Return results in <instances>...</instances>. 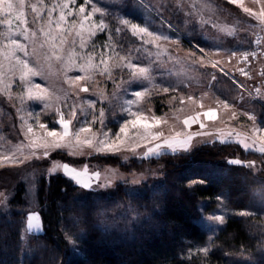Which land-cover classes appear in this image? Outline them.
I'll return each mask as SVG.
<instances>
[{"label":"rangeland","instance_id":"374dc122","mask_svg":"<svg viewBox=\"0 0 264 264\" xmlns=\"http://www.w3.org/2000/svg\"><path fill=\"white\" fill-rule=\"evenodd\" d=\"M231 1L24 0L21 9L13 0L11 24L0 16V215L12 196L8 187L24 183V235L31 239L43 232L42 177L62 174L83 195L118 184L143 192L162 177L141 163L204 144L241 147L245 165L264 168V59L254 65V85L241 78L259 100L233 80L240 77L242 53L264 28L239 0ZM132 24L145 31L133 34ZM138 117L141 123L132 124ZM240 213L254 211L235 212L223 200L203 211L208 244Z\"/></svg>","mask_w":264,"mask_h":264},{"label":"trees","instance_id":"16d2710c","mask_svg":"<svg viewBox=\"0 0 264 264\" xmlns=\"http://www.w3.org/2000/svg\"><path fill=\"white\" fill-rule=\"evenodd\" d=\"M189 37L207 48L201 37ZM246 155L230 144L163 154L141 163L162 177L143 192L118 184L83 195L62 174L42 177L37 194L43 232L28 240L26 186L8 187L0 264H264V168L245 165ZM221 200L235 212L254 213L230 216L209 245L201 216Z\"/></svg>","mask_w":264,"mask_h":264},{"label":"snow or ice","instance_id":"6c2138e0","mask_svg":"<svg viewBox=\"0 0 264 264\" xmlns=\"http://www.w3.org/2000/svg\"><path fill=\"white\" fill-rule=\"evenodd\" d=\"M23 4H24V0H19V5H20V8H21V9H22V7H23ZM35 10H36V9H35V6H33V11H35ZM92 11H93V12H96V11H99V9H97V8L94 7V8L92 9ZM246 11H247V9H246ZM79 12H80V13H84V12H85V8H84L83 6H81V7L79 8ZM13 14H14V4H13V0H3V4L0 5V16H4L6 22H7L8 24H11L12 21H11V19H8V17H10V16L13 15ZM22 16H23V12L20 11L19 14L16 16V18H17V19H20ZM60 19H61V20L64 19V15H63V13L61 14ZM85 19H87V17H85ZM3 22H4V21H0V23H3ZM102 23H103V22H101V24H102ZM123 23H124V24H128L129 21H128V20H124ZM132 28L134 29V33H133V34H135L137 31H138V32H144V31H145V29H143V28H137V25H135V24H132ZM149 35H150V34H149ZM25 38H27V37H25ZM258 42H259V41H257V43H258ZM13 43H16V41H13ZM21 50H23V47H22V46H21ZM248 55H249L248 53H245V54H244V58L247 59ZM140 71H141V73H144V72L146 71V69H141ZM37 87H40V86L37 85ZM83 91L86 92V91H88V89L85 88V89H83ZM135 95H136V96H141V95H143V93H141V92H137V93H135ZM132 115L137 116V113H132ZM209 115H211V113H209ZM101 116H103V112H101ZM249 118L252 119V117H249ZM142 120H143V117H138L137 120H133V121H131V123L135 125V124L141 123ZM185 123H187V121H185ZM40 127H41V128H44V127H46V125L41 124ZM64 127H65V129H67V124H65ZM144 127H148V125L145 124ZM127 128H128V123H125V124L120 128V132H121V133H126ZM30 130H31V129H30ZM81 131H82V132H84V131H91V129H90V128H82ZM57 135H58V133L55 132V131H49V132H48V136H50V137H56ZM64 135H65V136L68 135L67 131H65ZM117 139H119V137H117ZM233 163H240V162H239V161H233ZM64 168L67 170V169H68V165H64ZM72 171L74 172L75 170L73 169ZM96 176L99 177V173H96ZM84 186H85V187H89V185H84ZM240 214H241V215H246L247 213H240ZM32 219H35V217H30V218H29V224H28V227H29V228L32 227V224H31V220H32ZM216 219H218V220H220V221H223V217H222V216H221V217H216Z\"/></svg>","mask_w":264,"mask_h":264},{"label":"built area","instance_id":"2783aa9c","mask_svg":"<svg viewBox=\"0 0 264 264\" xmlns=\"http://www.w3.org/2000/svg\"><path fill=\"white\" fill-rule=\"evenodd\" d=\"M257 41H259L257 43ZM248 53L247 59L244 58V54ZM264 59V29L259 31L255 36L253 40V44L251 47H249L244 53H242V57L240 59V71L238 77H233V80L236 84H238L240 87H242L245 91H248L249 93L252 92L251 88L248 89L246 87V81L241 80V78L246 79L247 81L251 82L250 84L254 85L255 83V76H254V65L257 61ZM257 87H255L256 89ZM257 91V90H256ZM260 92V90H259ZM253 93V92H252ZM253 97H255L257 100H259L260 94L253 93ZM259 96V97H258Z\"/></svg>","mask_w":264,"mask_h":264},{"label":"crops","instance_id":"0c3cea01","mask_svg":"<svg viewBox=\"0 0 264 264\" xmlns=\"http://www.w3.org/2000/svg\"><path fill=\"white\" fill-rule=\"evenodd\" d=\"M229 1L236 3V1ZM237 3L246 13L254 15L262 22L264 28V0H239Z\"/></svg>","mask_w":264,"mask_h":264}]
</instances>
